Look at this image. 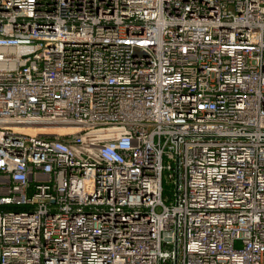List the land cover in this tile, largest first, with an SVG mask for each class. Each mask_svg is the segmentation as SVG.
Segmentation results:
<instances>
[{
  "label": "built area",
  "instance_id": "obj_1",
  "mask_svg": "<svg viewBox=\"0 0 264 264\" xmlns=\"http://www.w3.org/2000/svg\"><path fill=\"white\" fill-rule=\"evenodd\" d=\"M0 264H264V0H0Z\"/></svg>",
  "mask_w": 264,
  "mask_h": 264
}]
</instances>
